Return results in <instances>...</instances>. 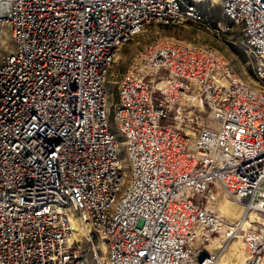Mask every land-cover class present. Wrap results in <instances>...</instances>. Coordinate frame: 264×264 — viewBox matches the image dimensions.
<instances>
[{
    "label": "built area",
    "instance_id": "built-area-1",
    "mask_svg": "<svg viewBox=\"0 0 264 264\" xmlns=\"http://www.w3.org/2000/svg\"><path fill=\"white\" fill-rule=\"evenodd\" d=\"M203 1L0 0V264H213L214 188L264 213V0H219L252 79L157 38L107 87L124 45ZM242 240L262 264L264 231Z\"/></svg>",
    "mask_w": 264,
    "mask_h": 264
},
{
    "label": "rangeland",
    "instance_id": "rangeland-1",
    "mask_svg": "<svg viewBox=\"0 0 264 264\" xmlns=\"http://www.w3.org/2000/svg\"><path fill=\"white\" fill-rule=\"evenodd\" d=\"M199 9L201 17L196 20L185 18L180 22L151 27L124 45L118 53L111 74L108 75L109 90H116L121 74L133 63L139 47L144 42L157 38H166L173 42L198 43L216 49L223 55L234 72L245 79H252L255 60L248 51L241 28L223 13L219 0H204L200 3ZM211 195L210 206L222 218L223 225L227 229L235 227V224L224 214V209L230 208L231 204L239 207L242 205L224 196L221 189L214 188ZM260 216L262 219L251 221V225H256L264 231V213H260ZM243 230V228L240 229L239 235H242ZM98 242L102 247V242ZM240 242L241 239L238 236L232 237L226 250L234 251L236 244ZM240 248L242 249V244Z\"/></svg>",
    "mask_w": 264,
    "mask_h": 264
},
{
    "label": "bare ground",
    "instance_id": "bare-ground-1",
    "mask_svg": "<svg viewBox=\"0 0 264 264\" xmlns=\"http://www.w3.org/2000/svg\"><path fill=\"white\" fill-rule=\"evenodd\" d=\"M236 202L238 204H241L238 201ZM209 205H210V201H209ZM260 213L261 212H259L258 210L248 209V208H245L243 205L242 207H239L237 205L231 204L230 208L226 207L224 209V214L226 215L227 218H229L235 224V227L227 229L223 225L221 232L213 235L210 241L201 248V251H200L201 254L212 253L213 254V260H212L213 264H230L231 262H232L231 264H242L247 255V252L244 248L242 235H239V231L241 228L247 229L248 227L252 226L251 221L262 219V217L260 216ZM220 219L222 220L221 217ZM89 230L90 228L84 225V223H82L78 218L74 219L75 234H81V235L88 234ZM235 232L237 233V236L241 239V242L237 243L236 246L234 245L235 246L234 251H227L226 250L227 246L229 244V241L232 238L229 236V234H235ZM100 241L102 242L103 253H105V242L102 239ZM241 244H242L243 250L240 248ZM262 264H264V260Z\"/></svg>",
    "mask_w": 264,
    "mask_h": 264
}]
</instances>
